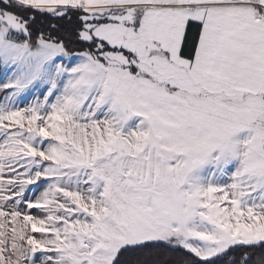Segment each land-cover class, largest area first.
Here are the masks:
<instances>
[{
	"label": "snow or ice",
	"instance_id": "snow-or-ice-1",
	"mask_svg": "<svg viewBox=\"0 0 264 264\" xmlns=\"http://www.w3.org/2000/svg\"><path fill=\"white\" fill-rule=\"evenodd\" d=\"M0 264H264V0H0Z\"/></svg>",
	"mask_w": 264,
	"mask_h": 264
},
{
	"label": "trees",
	"instance_id": "trees-1",
	"mask_svg": "<svg viewBox=\"0 0 264 264\" xmlns=\"http://www.w3.org/2000/svg\"><path fill=\"white\" fill-rule=\"evenodd\" d=\"M53 23H56L55 21H53Z\"/></svg>",
	"mask_w": 264,
	"mask_h": 264
}]
</instances>
